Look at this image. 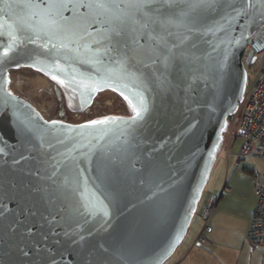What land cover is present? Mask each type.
Segmentation results:
<instances>
[{
    "label": "water",
    "instance_id": "1",
    "mask_svg": "<svg viewBox=\"0 0 264 264\" xmlns=\"http://www.w3.org/2000/svg\"><path fill=\"white\" fill-rule=\"evenodd\" d=\"M27 2L0 0V264H163L187 233L227 117L243 100L246 47L264 46V0H215L195 10L176 0L172 24L137 25L119 44L97 43L101 25L88 23L69 43L38 16L26 21L40 34L29 43L17 13L31 10L15 7ZM36 2L39 12L49 0ZM115 3L124 8V0ZM63 14L89 9L69 6ZM109 44L114 50L106 52ZM164 49L177 59L156 60ZM21 67L53 82L72 111L110 90L127 114L47 120L9 88L10 71ZM121 92L144 100L135 122ZM106 117L110 123H88Z\"/></svg>",
    "mask_w": 264,
    "mask_h": 264
},
{
    "label": "snow or ice",
    "instance_id": "2",
    "mask_svg": "<svg viewBox=\"0 0 264 264\" xmlns=\"http://www.w3.org/2000/svg\"><path fill=\"white\" fill-rule=\"evenodd\" d=\"M215 0H189L186 5L188 10H195L199 7H213ZM71 6L73 9H79L81 7H87L89 9L88 16H80L74 14L73 17H65L63 11ZM15 7L21 12L24 9L31 10L29 15L20 16L17 13L20 23L17 25V31L20 32H31V34H26L24 39L29 43H35L36 40L40 39V34L35 31L34 28H29L27 20L33 17H40L42 22H46L50 30L54 35H60L64 39H67L69 43L75 44L79 30L82 28L84 23H88L89 26L92 24H99L101 28L97 31V36L100 38L96 42H115L119 44L122 40H126L129 32L137 31V25L139 29H148L150 25H158L164 28L166 25L173 23V15L171 10L177 7L176 0H124V8L121 9V5L115 3V0H49L43 7L42 11H34L35 9H40L41 5L36 2V0H28L24 4H16ZM113 9L119 10V12H114ZM182 16H187L188 11L182 9ZM105 25H107L105 27ZM2 27V25H0ZM155 29H153V33ZM91 35V34H89ZM151 35V34H150ZM83 39V36L79 37ZM152 38L159 39L163 43V37L152 35ZM10 39L15 41L18 39L16 35H11ZM135 40V37H132ZM127 46V45H125ZM56 45H53L55 48ZM61 48H66L67 45L61 43ZM11 48V45H9ZM70 51H78L79 49H69ZM114 50L111 48L110 44L105 48V51ZM4 55H8V50L6 49ZM156 55V60L164 58L165 62L177 59L172 49H164L159 51ZM156 62V61H153ZM57 70L62 71L60 65L55 64ZM53 80L61 85H65V80L58 79L56 75H52ZM110 78V77H109ZM75 79V77H72ZM108 78H105L107 82ZM83 83V82H81ZM85 87H92V85H85ZM100 86L96 85L93 91L97 90ZM124 87H128L127 84ZM115 90V89H114ZM10 95V93H9ZM137 99L134 101L127 95L121 92V96L124 101L127 102L128 107L131 110V117L129 118L132 122L139 119L143 113L146 111V106L142 96L139 93H135ZM110 118H105L101 120H91L88 123L90 125H103L110 123Z\"/></svg>",
    "mask_w": 264,
    "mask_h": 264
},
{
    "label": "built area",
    "instance_id": "3",
    "mask_svg": "<svg viewBox=\"0 0 264 264\" xmlns=\"http://www.w3.org/2000/svg\"><path fill=\"white\" fill-rule=\"evenodd\" d=\"M264 30V24L261 25ZM250 59L255 58L251 63L246 62L248 53ZM254 63L257 67L253 69ZM243 64L246 70L245 93L242 102L236 111L227 117V128L223 139L229 158V146L232 139H240L241 147L236 154V161L239 162L246 156L259 157L264 160V46L259 51H254L247 46ZM253 190L257 198L255 212L251 218L246 239L253 247H264V166L261 169L252 170ZM229 188L224 182L218 194L204 191L198 202L196 212L200 218V231L197 233L194 244H202L206 241L205 233L211 231L208 222L225 191Z\"/></svg>",
    "mask_w": 264,
    "mask_h": 264
},
{
    "label": "crops",
    "instance_id": "4",
    "mask_svg": "<svg viewBox=\"0 0 264 264\" xmlns=\"http://www.w3.org/2000/svg\"><path fill=\"white\" fill-rule=\"evenodd\" d=\"M251 173H242L237 178H234V174L230 178L228 173L225 175L217 188L221 189L225 182L229 190L218 200L209 219L211 231L204 234L206 241L193 243L200 231L198 227L186 243L178 246L180 248H177L168 264H264V247H253L246 239L257 205ZM241 181L245 183L248 197L244 204L239 202L238 195Z\"/></svg>",
    "mask_w": 264,
    "mask_h": 264
},
{
    "label": "rangeland",
    "instance_id": "5",
    "mask_svg": "<svg viewBox=\"0 0 264 264\" xmlns=\"http://www.w3.org/2000/svg\"><path fill=\"white\" fill-rule=\"evenodd\" d=\"M257 67V63H254L253 69ZM9 88L10 90L26 99L41 113V115L47 119H57L60 112L67 118L68 122L77 123L95 118L100 110V107L92 106L90 109L85 111H72L66 104L62 91L56 87L53 82L48 80L44 75L37 71L32 70L28 67H21L13 69L9 73ZM56 92L59 93V98ZM111 99L110 95L105 94L102 97V108H106L105 100ZM114 110V113L127 114L125 105L117 100H114V104L110 110ZM241 147L240 139H232L229 146V158H227V151L225 147V141L221 146L219 155L216 158L215 164L211 170L209 179L204 187V191L212 193H219L220 188L217 186L223 182L225 175L228 173V177L236 176L237 178L242 173L248 175L252 170L261 169L264 166V160L259 157L246 156L238 163H236V154L239 152ZM236 174V175H235ZM241 178V177H240ZM241 188L239 191V202L247 203L248 197H246V186L243 181L240 183ZM201 226V221L197 213L194 214L184 240L181 242V246L186 243L195 229ZM178 248V247H177ZM176 248V250H178ZM175 250V251H176ZM174 251V252H175ZM174 254V253H173ZM172 254V255H173ZM176 254V253H175ZM171 255V256H172ZM169 257L163 264H168Z\"/></svg>",
    "mask_w": 264,
    "mask_h": 264
},
{
    "label": "flooded vegetation",
    "instance_id": "6",
    "mask_svg": "<svg viewBox=\"0 0 264 264\" xmlns=\"http://www.w3.org/2000/svg\"><path fill=\"white\" fill-rule=\"evenodd\" d=\"M56 94L58 95V98H59V93L56 92ZM105 94L110 95V98H111V99L105 100V104L107 106L106 108H108V109H103L102 108V104H101L102 97ZM114 100L115 101L117 100L118 102L123 103L122 100L114 92H112L110 90L101 91L95 96V98L93 99L92 104L84 111L87 112L90 109V107L95 106V107H100V110H99V112L97 113V115L95 117H101V116H106V115H121L122 113H114L113 109L110 110L111 107L114 104ZM57 119L67 121V118L62 114V112L59 113Z\"/></svg>",
    "mask_w": 264,
    "mask_h": 264
},
{
    "label": "trees",
    "instance_id": "7",
    "mask_svg": "<svg viewBox=\"0 0 264 264\" xmlns=\"http://www.w3.org/2000/svg\"><path fill=\"white\" fill-rule=\"evenodd\" d=\"M215 194H217V193H215Z\"/></svg>",
    "mask_w": 264,
    "mask_h": 264
}]
</instances>
